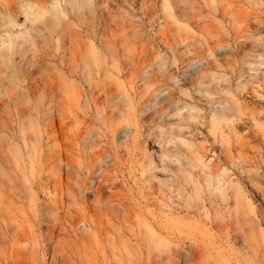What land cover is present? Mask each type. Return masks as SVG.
<instances>
[{"label":"rangeland","instance_id":"1","mask_svg":"<svg viewBox=\"0 0 264 264\" xmlns=\"http://www.w3.org/2000/svg\"><path fill=\"white\" fill-rule=\"evenodd\" d=\"M93 6L66 15L101 74L71 35L40 70L80 97L0 107V264H264V0Z\"/></svg>","mask_w":264,"mask_h":264},{"label":"bare ground","instance_id":"2","mask_svg":"<svg viewBox=\"0 0 264 264\" xmlns=\"http://www.w3.org/2000/svg\"><path fill=\"white\" fill-rule=\"evenodd\" d=\"M47 3H48L47 5L45 2L44 3L45 5L41 6L39 1H36V0L35 1L34 0H0V30H1V33H0V67L1 68L3 67V69L5 70V73H4L5 75L3 74L4 71L0 70V72H1L0 73V89L2 88V92H5L7 90L5 94L3 93V95L1 94L2 96H0V107L1 108L2 107L5 108L4 106L6 104L8 105L9 103H13V107H16V106H14V104L17 106H18V104L22 106V105H25V104H22L23 102L28 101L27 102L28 106L25 105L24 107H28L26 109L29 112L30 111L29 103L30 102L32 103V101L36 100V98L39 96L37 94L38 92L40 93V95L42 93L47 92L48 95L50 94L53 96L52 97L53 99L51 98L52 102L57 100V103L56 102L55 103L59 104L58 102H60V105H63L67 100L71 101L74 98H76L77 96L80 97V94L75 91L77 89V86L75 85L76 86L75 89H74L75 86L73 87L74 82L76 81L75 78H74L75 81L74 80L72 81V79L70 78L71 82L73 83V84H71V87H73V88H71L73 90L72 94H70L69 92H65V96H64L63 90H62L63 92H61V95L58 94V92L60 93L61 88L64 89V85H63L64 79L63 78H65V80H66L67 77L72 76L73 73L75 74L76 69L72 70V68H71V72H68V73H70V76H67L66 72L64 73L65 75L64 74L61 75V73H62L61 71H63V70L58 69L61 66L58 64L60 67L57 68L56 67L57 64H55V67L57 68V70L58 71L61 70L60 74L59 73L57 74L58 77L54 75L55 74L54 72H53L54 73L53 76H55V77L51 76L49 78H47V77L43 78L42 75L40 74L41 73L40 70L44 66H48L50 61L54 62V58H55L54 52L55 51H58V52L61 51L60 49L58 50V47L56 46V42L58 43V45L60 43H63V42L59 41L60 40L59 38H62L63 41H64L63 38H66L67 41L68 40L70 41V42H68L70 44H71V41L76 40L77 45H78L80 50L77 49L78 47L76 48L73 45H71L70 47L67 48L66 46H68L69 44H67L66 46L64 44H60V48L62 45H64L63 51H65V52L67 51L68 53H71L70 56L72 57V59L74 61H76L77 56L79 57V55H81L84 52V49H85L84 40L85 39H87V40L95 39L98 42V44H97V46H95L94 44L96 42L95 43L90 42V45L92 48L91 50H93L92 53L94 54L93 55L94 57L91 56L90 58H92V57L96 58L97 57V61L100 64L99 73L101 74V72L103 71L104 54L106 53L105 51H107L105 48V44H106L105 40L106 39L104 40L105 37H103V32H102L105 30V28H104V30H103V28H101L102 30L100 28H99L100 30H98V28H97L98 31H96V30H93L94 27H89L92 29L91 30L90 29L85 30L86 31L85 35H83L82 34L83 32L78 33V31L77 32L73 31V29H75L74 28L75 26H73V25H72L73 26L72 30L70 28H68L69 26L71 27V25H70L71 23H69V25H68V22H67L68 16L67 15H68V12L74 13L82 4L88 3L92 6L95 5V6H93V7H96V9H94V12L96 10L97 11L96 15L99 14L101 16V18L103 19L102 16H105L103 13L106 14V11L103 12L104 11L103 7H104V4L106 5V0H55L54 2H50V3L47 2ZM79 11H80V9H79ZM93 13L91 14L92 16H93ZM63 15H65L66 17H64ZM21 16L25 17V20L22 23L19 21V18ZM62 17H64L66 20L64 21L63 20L64 18L62 19ZM72 17H74V16H72ZM50 18H53L54 21H53V19H50ZM101 18H100V20L102 21V24H100V26L103 27V25H104L103 20L104 19L102 20ZM61 19L65 23L64 25H63V22H60ZM93 19H95V18L93 17ZM80 21H82V20H80ZM71 22L73 23V21H71ZM98 23H99V21H98ZM60 24L63 25L61 30H59ZM27 25H28V27H27ZM74 25H75V23H74ZM25 26L27 29L24 32H21L20 34H17V35L14 34V31L16 28H18V27L21 28V27H25ZM89 26H90V24H89ZM97 27H99V26L97 25ZM65 28H66V30H65ZM82 28L83 27H81V29ZM81 29H79V30H81ZM64 30L65 31L69 30L70 33L68 31L67 32L68 35L65 34L66 32H64ZM64 35H66V37H63ZM70 35L73 36V39H75V40H70L72 38ZM68 36L70 37V39ZM67 37H68V39H67ZM64 43L66 44V42H64ZM90 45L88 44V47ZM93 45L95 47H92ZM106 46H108V45H106ZM38 49H41L40 51L43 53L44 57H41V58L35 57V54H36L35 51ZM87 51H88V49H87ZM30 52L33 53V56H32V54H30ZM28 53L30 54V56L28 55ZM88 55H90V54H88ZM65 56H66V54H65ZM85 56L83 54V57H85ZM59 57H60V55H59ZM68 59L66 61H70ZM85 59H88V57ZM57 60H59L58 57H57ZM80 60H81V58H80ZM92 60L96 61V59H91V61ZM60 61L63 62L62 59ZM81 61L83 62L84 58ZM88 61L87 60L84 61L85 69H83V70H85L88 73L87 74L84 71V73L87 74L86 76H88V78L91 80V78L93 79L94 77L90 78V76H92V67L89 64H92V63H91V61H90V63H88ZM56 62L57 61H55V63ZM82 62H81V64H82ZM76 63H77V61H76ZM60 64L62 65V63H60ZM49 65H51V64H49ZM51 66H53V64ZM51 66H50V68L53 69L54 66L53 67H51ZM81 66L84 67V65H81ZM50 68H48V69H50ZM62 68H65V67L62 65ZM66 69H68V68H66ZM80 69H81V67H80ZM47 70H44V73H47L48 72ZM68 70H70V68ZM52 71L50 73H52ZM55 72H56V69H55ZM77 73H80V70ZM84 73H81L80 75H84ZM77 77L79 79V76H77ZM81 78L79 80H81ZM84 79H85V77H84ZM89 79L87 80L88 82H90ZM65 82H70V80H66ZM15 86H16V88L19 87L18 91L21 90L20 93H18V91H17V93L15 92L16 93L15 94L13 92V90H11L12 87H14V89H15ZM67 88H69V87H67ZM4 89H6V90H4ZM66 89H65V91H66ZM74 94H76V95H74ZM54 99H56V100H54ZM30 100H32V101H30ZM77 100H79V98H77ZM59 106H57V107H59ZM24 107L23 108L21 107V109H20V107H16V108H17V110L19 108L20 110L23 111ZM26 109L24 111H26ZM223 112L224 111H222V113ZM16 113H18V112H16ZM25 113H27V112H25ZM25 113L22 112L21 114H19V115H22L20 117L26 116ZM32 113H33V110L30 113V115L28 114L27 116H31ZM219 115H220V117H222L220 112H219ZM89 139H91V141H94V138H92V137L90 138V136H89L88 140L86 138L87 141H85V140L84 141L88 143ZM87 143H85V144H87ZM94 143H95V141H94ZM85 163H88V162H85ZM90 165H88V166H90ZM68 166H72V165H68ZM88 166H86V167H88ZM100 166L101 165H99V167ZM66 169H68V168H66ZM91 169L93 170V168H91ZM101 169H102V167H101ZM89 170L90 169H88L87 172H89ZM67 176H69V175H67ZM94 194H95V196H98L99 190H96L94 192ZM107 206H110V208H112V202L108 201ZM149 231L152 232V230H149ZM150 240L154 242V240H158V238L156 239V237L152 236L150 238ZM162 243L163 242H160V244H162Z\"/></svg>","mask_w":264,"mask_h":264}]
</instances>
